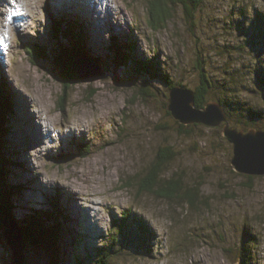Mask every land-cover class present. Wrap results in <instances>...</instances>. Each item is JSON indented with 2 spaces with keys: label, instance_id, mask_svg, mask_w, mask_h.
Instances as JSON below:
<instances>
[{
  "label": "rangeland",
  "instance_id": "rangeland-1",
  "mask_svg": "<svg viewBox=\"0 0 264 264\" xmlns=\"http://www.w3.org/2000/svg\"><path fill=\"white\" fill-rule=\"evenodd\" d=\"M158 1L0 0V81L13 93L12 115L17 119L3 141L22 164L14 167L10 179L30 182L21 200L33 208L48 203V194H63L70 218L64 251L70 254L62 264H97L103 248L112 245L108 264H241L242 242L247 246L250 237L255 240L253 263L264 264V177L249 179L233 170L232 145L222 127L183 125L190 134L178 133L175 119L166 114L170 91L162 80L147 86L151 100L140 97L149 75L136 61L146 60L161 77L193 89L201 81V58L213 81L229 77L253 88L243 98L253 108L264 107V88L252 81L258 56L264 53L245 45V34L236 30L239 21L250 23L255 9L264 11V0H206L192 13L193 25L173 0H165L172 17L158 22L151 10ZM243 5L251 8L248 22L240 14ZM12 13L9 22L6 17ZM74 14L89 22L92 54L85 50L81 58L105 75L67 90L57 78L56 62L61 45L74 43L56 39L53 23ZM245 31L251 39L252 32ZM116 40L120 47L134 46L127 66L114 64L117 53L109 48ZM37 43L48 47L49 61H34L24 51ZM240 119L234 114L231 122L239 125ZM257 125L264 129V122ZM80 143L90 146L88 155L78 154ZM164 147L175 155L162 178L175 176L184 191L198 188L194 207L179 195L165 199L141 191L139 182ZM65 151L73 158L55 161ZM137 220L144 223L147 236L134 229ZM0 264H12L1 235ZM27 264H49L48 253L28 249Z\"/></svg>",
  "mask_w": 264,
  "mask_h": 264
},
{
  "label": "trees",
  "instance_id": "trees-1",
  "mask_svg": "<svg viewBox=\"0 0 264 264\" xmlns=\"http://www.w3.org/2000/svg\"><path fill=\"white\" fill-rule=\"evenodd\" d=\"M205 1L206 0H173V3L182 5L185 15H187L188 19H191L193 25L194 17L192 13L196 12L197 9L200 10L201 6L205 4ZM239 8V10H241L240 14L248 22L250 18L248 14L251 8H247V6L244 5ZM151 10H153L152 12L154 16H157L158 22L160 21V23L163 22L165 24L168 18L172 17L173 10L165 0H159L158 3L153 5ZM75 17L78 18L76 21L71 19ZM54 22L53 32L55 38L60 39L62 36V38L70 44L74 43V46L72 45V47H67L65 44L61 45L59 60L56 62L64 75L63 80L66 79V82L64 81L65 87L69 90L81 83L79 79H76L73 72L75 61L85 55V50L88 53L92 51L88 39L90 36L89 22L76 14H74V17H67V19H55ZM239 23L242 24L236 25V30L242 36L245 34V45L250 44L252 47H256L259 50L256 54L262 56L264 53V11L255 9V16L250 23H245L244 21H239ZM246 29L249 30L250 35L252 32L251 39L246 37V34L249 35L245 31ZM129 42L130 40L128 39L127 44H129ZM85 44L88 45L87 49L85 48ZM120 45L121 44L116 40L109 48L117 53L114 60L116 67L128 65V51L130 48L131 51H133L134 48V46H132L133 44L130 45L131 47L129 46V49L120 47ZM24 51L34 61L50 60V52L46 45L37 43L24 48ZM262 57L258 56L259 68L255 69L252 80L254 85L256 84L255 86L258 88H264V65H261L263 62ZM92 60L99 65L98 62H100V60H97L98 62L93 58ZM136 61H139L137 63L138 68L149 75V78L147 79L148 81L145 83L142 82L143 84L140 86V97L147 100L153 98L150 93L151 89L147 86H151V81L153 82L154 80H162L164 86H167L169 91L174 87L183 86L181 83L175 84L168 78L161 77L160 70L156 68L154 64L148 63L146 60ZM203 62L204 60L198 58L197 69H199L201 75L200 84L193 89L186 87L195 93L197 107L203 108L209 102H218L224 107L229 118V123H231V127L238 130H249L254 127H259L257 121L260 120L264 122V107L253 108L250 106V103L243 98L244 92H248V90L253 91L254 89L248 88L247 85H238L234 82V79H230L229 77L224 78L223 80L216 79V81H213L211 76L205 71ZM59 81L62 82V80ZM67 90L64 91L63 102L67 100ZM12 98L13 93L8 87V84L0 81V222L6 217H10L12 220L16 221L21 227L27 240L28 249L36 253H42L43 251L47 252L49 264H62L63 262H68V255L70 254L67 253V249L64 251L66 243L65 234L69 230L67 225L70 218L62 204L61 197L63 194L60 192L48 194L46 196L48 198V203H38L40 207L42 205V208H33L30 207L27 202L22 201L23 199L21 198L26 188H30V182L22 181L21 179L19 181H13L10 179V174L14 170V167L22 168L21 163L17 160L14 161L15 158L13 154L10 153L9 148L7 146L5 148L7 141L6 144L3 141L7 132L10 131L13 124L17 122L16 117L12 115V112H14L12 108ZM165 109L166 114L172 117L168 110V102L165 105ZM62 110L65 111L64 108ZM234 114L241 118L240 120H237L239 125H235L231 122ZM176 124L178 125V133L190 134V128L181 125L177 121ZM166 127L167 125H160V128L166 129ZM78 146V154L81 156L89 154L90 146L82 143L78 144ZM159 152L160 153L152 163V166L147 170L146 176L138 184L141 187V191L148 193L155 192L159 197L165 199H174L175 197L181 196L192 207L197 205L199 197L198 188L191 187L184 191V188L186 187H184L183 182L180 179L175 178V176L171 179L162 178L164 168L167 164L173 161L175 152L169 147H164ZM73 156V153L65 151L56 157L55 161L68 162ZM251 178L252 177H249V179ZM18 199L20 200L19 203L17 202ZM45 206H48V208L45 209ZM20 209H22V212ZM18 211H20L19 214ZM17 215H19V217H17ZM123 224H127L126 221ZM133 224L134 229L140 232V235L142 233L143 236H147L145 225L141 220H137ZM120 225L122 226V223ZM71 233H73V231H71ZM245 234L249 233L246 232ZM250 238V240H247V246L244 241L242 242L241 250L245 252V254H242L243 257L241 258V264H254L251 248L254 246L255 240L252 239V237ZM114 250L113 245L106 247V249L103 248L102 253L98 255L99 260L97 264H108L109 260H112L113 258L112 255Z\"/></svg>",
  "mask_w": 264,
  "mask_h": 264
},
{
  "label": "water",
  "instance_id": "water-1",
  "mask_svg": "<svg viewBox=\"0 0 264 264\" xmlns=\"http://www.w3.org/2000/svg\"><path fill=\"white\" fill-rule=\"evenodd\" d=\"M83 59L74 63L73 72L76 79L80 82L103 79L105 73L94 69V63ZM58 71L57 78L62 80V83L66 82L59 68ZM168 110L181 125L203 124L212 128L222 127L223 137L232 145L233 170L248 177H264V129L238 130L231 127L228 115L220 103L209 102L199 108L196 105L195 93L184 86L170 90ZM0 235L12 252V264H27L28 244L21 227L10 217L3 218L0 222Z\"/></svg>",
  "mask_w": 264,
  "mask_h": 264
},
{
  "label": "bare ground",
  "instance_id": "bare-ground-1",
  "mask_svg": "<svg viewBox=\"0 0 264 264\" xmlns=\"http://www.w3.org/2000/svg\"><path fill=\"white\" fill-rule=\"evenodd\" d=\"M69 1H71V0H69ZM73 3V2H72ZM78 2H75V3H73V4H77ZM87 8H89V7H87ZM96 14H98V16H96L97 17V19H101V17H100V14L99 13H96ZM55 23V22H54ZM113 31H114V28L112 29ZM116 31H118V29H115V32ZM24 171V170H23ZM7 175H8V173H7ZM34 211V210H33Z\"/></svg>",
  "mask_w": 264,
  "mask_h": 264
},
{
  "label": "snow or ice",
  "instance_id": "snow-or-ice-1",
  "mask_svg": "<svg viewBox=\"0 0 264 264\" xmlns=\"http://www.w3.org/2000/svg\"><path fill=\"white\" fill-rule=\"evenodd\" d=\"M15 15V13H12L11 15L7 16L6 19L11 22L13 16Z\"/></svg>",
  "mask_w": 264,
  "mask_h": 264
}]
</instances>
